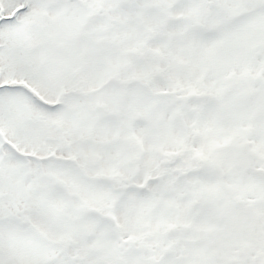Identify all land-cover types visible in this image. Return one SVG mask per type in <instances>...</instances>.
Returning a JSON list of instances; mask_svg holds the SVG:
<instances>
[{"label": "snow or ice", "instance_id": "1", "mask_svg": "<svg viewBox=\"0 0 264 264\" xmlns=\"http://www.w3.org/2000/svg\"><path fill=\"white\" fill-rule=\"evenodd\" d=\"M0 264H264V0H0Z\"/></svg>", "mask_w": 264, "mask_h": 264}]
</instances>
